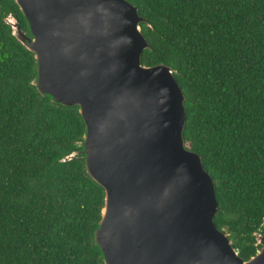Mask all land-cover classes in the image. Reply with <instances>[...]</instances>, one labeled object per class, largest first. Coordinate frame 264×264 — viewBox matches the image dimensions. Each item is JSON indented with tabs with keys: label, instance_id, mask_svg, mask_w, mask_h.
<instances>
[{
	"label": "trees",
	"instance_id": "trees-1",
	"mask_svg": "<svg viewBox=\"0 0 264 264\" xmlns=\"http://www.w3.org/2000/svg\"><path fill=\"white\" fill-rule=\"evenodd\" d=\"M146 22L145 66L165 64L184 95V140L212 177L214 218L246 260L264 234V0H128ZM0 0V264H101L92 229L102 189L83 161L60 160L83 134L77 108L28 83L34 60Z\"/></svg>",
	"mask_w": 264,
	"mask_h": 264
},
{
	"label": "water",
	"instance_id": "water-1",
	"mask_svg": "<svg viewBox=\"0 0 264 264\" xmlns=\"http://www.w3.org/2000/svg\"><path fill=\"white\" fill-rule=\"evenodd\" d=\"M23 30L4 22L34 60L40 97L77 108L83 134L60 162L81 159L103 192L92 229L101 264H264L244 260L214 222L215 184L185 143L184 95L165 64L145 66L146 20L128 0H14Z\"/></svg>",
	"mask_w": 264,
	"mask_h": 264
}]
</instances>
